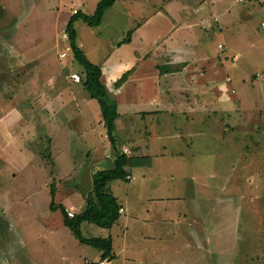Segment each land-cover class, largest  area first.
<instances>
[{"label":"rangeland","instance_id":"1","mask_svg":"<svg viewBox=\"0 0 264 264\" xmlns=\"http://www.w3.org/2000/svg\"><path fill=\"white\" fill-rule=\"evenodd\" d=\"M79 1L83 4L81 5ZM96 1L0 0V130H2L0 141H4L7 147L11 145L10 151L9 148L4 151L5 156L3 158L0 154V188L7 187L3 195L9 203L10 201L12 203L8 211L11 212L12 221L16 226L14 227L20 239L34 247L28 248V253L33 255L39 264H72L71 262L74 259L79 258L80 253H85L86 256H80L81 259H77L74 263L84 264L86 260L89 261L94 257L93 254L92 256L90 254L96 250L90 245L75 243L72 240L62 228L61 214L50 212L47 207L49 206L50 195H45L41 191L47 190L49 192L51 186H55V194L52 198L55 205L59 203L61 205L64 199L67 198L66 196L72 198L70 207L67 210L71 212L70 215L73 214L75 208L73 205L79 204L81 199L86 202L87 195L91 192V177L97 167L95 165L90 166L92 161L91 150L86 148L84 144L80 145L78 143L84 140L83 136H86L87 132L74 133L65 130L52 138L55 134L53 129L60 117L56 121L50 119L51 108L49 106L54 104V102L50 103L51 98L56 97L57 94L54 93L59 90L61 83H64V79L61 77L63 73L58 74L55 71L57 66L64 65L66 67L64 72L67 77L71 73H77L81 76V68L73 60L71 53H68L65 46L62 45V43H65L64 40L68 41V36L66 32L58 31L57 27L59 25L56 26L55 21L58 20L56 17L59 16L63 20H68L72 14L71 6L73 2H76L83 12L92 14L96 8ZM147 1H150L148 3L150 6H153L154 1L164 5L170 3L168 0H118L112 8L106 10L99 26L90 27L81 19H77L75 29L81 38L82 50L87 58L97 65L104 62L105 67L114 69V60L111 58L116 59V55L113 56L111 48L126 38L128 30L135 24L133 18H136V15L131 16L130 11H138L144 17L155 14L154 10H150L146 6L144 8L140 7V4ZM249 1H236L237 3H234L233 0H224L222 2L224 7L219 4L218 8H228L232 13L229 15H223L222 13L221 17L219 14V18L222 22L234 18L236 22L242 20V10ZM263 1H254V6H261L264 3ZM182 4L185 5V3ZM171 7L174 11L170 21L160 20L159 13L152 16V20H147L146 23H150L146 28L153 30V37L162 29H166L172 21L177 24L183 22L178 14L179 4L173 2ZM218 12H221V9ZM263 18L264 10L259 9L253 19L241 22L243 25L238 28L243 33L241 35L239 32L232 35V29L238 23L226 26L223 38L218 37L216 33H212L214 40L210 38V41L213 42L212 46L215 49L212 46L210 48L213 52L219 54L220 64L222 66L226 64L225 67L228 68V71L225 70L227 71L226 74L224 73L222 77L216 74L212 76V73L207 69L208 64L200 68L201 66L198 63L195 64L189 60L191 57H188V63H191L190 67L189 65L186 68L180 66L181 69L179 70L183 71L180 72L179 77L172 78L171 90L175 92L166 94L163 99L164 102L170 100L171 109L162 117L155 118L156 115L152 114L154 118L147 127L151 133L145 135L150 136L152 133H157L158 130H164L162 138L164 140L169 138L176 142L172 143L169 140L168 150L172 149V145H183L182 143L185 141L193 142L196 139L199 150L196 158L200 162L191 165L196 168L198 186L203 188V190H194L193 193L191 190H186L187 188L184 186L186 203L183 206L190 207L193 200L202 204L201 212L199 207L197 211L194 208H189L187 212L183 211L187 214L186 219L189 221L194 219L197 229L190 231L189 235L183 230L176 229L175 224L182 219L180 218L181 214H171L173 233L171 244L166 246L165 264H195L193 259L196 255L192 253L191 247L199 250V244L202 241L207 247V240L211 242L208 247L216 249L221 254L222 261L220 264H227V259L233 257V255L238 264H264V39H261L264 38V29L262 26L258 29L259 33L255 36L256 39L251 33L247 35V27H252L254 21ZM229 23H231V20ZM187 37L192 38L193 35L188 34ZM240 37L242 38L240 39ZM218 41H223L227 49L218 52L216 49ZM221 46H224V44L221 43ZM63 52H65L63 56L67 54L69 56L62 58L61 54ZM222 53L230 62L223 60L225 58L220 56ZM235 54L238 55V59H235ZM106 55L110 58L107 57L109 60H105V62L103 58ZM246 55H249L251 60ZM40 64H44L48 68H40ZM233 64H237V66ZM220 67L215 64L210 69L215 71ZM188 68L193 70L186 73ZM206 74H211V77ZM148 75L151 74L148 73ZM183 76L188 79L186 84ZM222 81L227 86L224 90L218 87L220 83H223ZM41 86L43 89H41ZM180 88L187 91V94L181 93L179 96L177 92H180ZM51 94L53 97H51ZM57 100L56 97L55 101ZM223 100L226 105H224ZM66 101L67 99H65L64 105L69 104ZM92 102V105L98 106L97 101L92 100ZM128 102H121L122 112L129 111V108L133 107V102H131L132 107L128 105ZM134 106L140 107V104L137 103ZM169 106L167 105V107ZM149 107L151 108V106ZM149 107L146 106L144 109ZM152 107L154 110L160 108L158 104H154ZM16 108L19 110L18 112ZM126 108L128 109L126 110ZM192 109L198 115L187 114L189 118H192L190 123L194 121V126L200 127L203 134L196 133L190 137L186 133L181 137L166 138V135L171 133L167 131L176 125H182V121L184 122L185 114H181V112L189 113V110L192 111ZM46 110L49 111L50 115L45 112ZM211 111H214L215 116H212ZM6 114H10L6 116V122L12 117L17 118L20 116L21 121L19 127L17 126L18 128L11 123L10 128L5 129L3 118ZM32 118H36L39 122H33V125L32 121L29 122ZM176 118L180 123L177 124L174 121ZM137 119V116L125 115L122 120H119L120 127L124 128V121L129 122H127L128 127L137 125V122L139 125L143 122V126L145 123L147 124V120L140 119L137 121ZM80 120L86 122L85 119L77 116L69 122V127L72 129L78 128L79 125L75 126V124L77 121L80 123ZM23 128L30 129L35 134H42L41 139L35 140L28 136L20 140ZM212 128L215 129L214 132L209 130ZM256 128H258V131ZM121 130L118 129L119 136L116 135L117 149L125 152L128 156L140 155L139 148L147 142L141 136L144 131L136 132L138 133L137 136L132 135L135 138L133 141L132 132L128 134V131L124 128L128 135H121ZM98 132L99 136L104 139L106 130L101 121H99ZM69 134H71L72 140L65 147L63 145L65 141H62ZM175 134L179 135L180 133L175 132ZM89 135L90 133L87 134V136ZM91 135L96 136V133L92 132ZM25 136L27 135L25 134ZM127 136L131 138H127ZM123 138L126 141L130 139L127 145L124 144ZM53 140L59 142H56V145L60 148L59 154L56 153L55 157H52ZM106 150V153L102 152L103 158L105 157L103 159L105 166L103 167H111L116 153L112 147H107ZM89 152L90 158L87 157ZM8 153L9 155H7ZM25 156L26 160L24 159ZM31 156H38L43 159V162L39 164L43 165L44 169L42 166L33 163ZM29 158L31 159L29 160ZM205 158L207 159L204 160ZM4 159L7 161L13 160L14 162L6 163ZM20 161H23L26 165L24 171L15 172L14 166L20 165ZM35 162L38 163L37 160ZM187 167L191 168L189 163ZM17 174L19 175L17 176ZM13 175L17 178H13ZM8 176V180L4 181ZM209 176H212L211 180L208 179ZM12 178L13 182L11 183L9 180ZM129 179L126 177V180ZM176 181L181 183L179 179L174 182ZM116 182L120 181L114 180L112 183L114 190H123L124 185L122 186V184ZM11 190L15 191L11 192ZM72 193L77 196L76 200L73 199ZM29 198L30 200H28ZM172 201L175 202L174 199ZM27 206L28 213L22 208H27ZM5 215L9 216V213L6 212ZM7 226L5 224L3 230L0 227V236L5 234ZM81 226L83 234L91 232L89 235L100 237L107 235L105 233L106 228L92 223L84 222ZM12 242L15 243V240ZM47 242L55 247V251L52 250L50 245L46 244ZM179 244L181 246L178 248ZM15 247L16 245L13 246V249ZM62 253L71 257L70 260L72 261H63ZM49 255L53 258L46 260ZM162 255L164 256L163 252L160 253L159 251L155 263L164 264L161 261ZM183 255L185 258H183ZM185 260L188 261L185 263ZM10 261L11 256L0 250V264H12ZM98 261L96 264H98Z\"/></svg>","mask_w":264,"mask_h":264},{"label":"crops","instance_id":"2","mask_svg":"<svg viewBox=\"0 0 264 264\" xmlns=\"http://www.w3.org/2000/svg\"><path fill=\"white\" fill-rule=\"evenodd\" d=\"M98 1L99 0L96 1V4ZM117 1L118 0H116L106 10L112 8ZM168 1L170 2L168 3V5H164L163 3H156L155 1L153 3V6H150L148 4L150 1L140 4V7L142 8L146 6L150 10H154L153 12L155 14L148 15L149 17L141 16L138 13V11H130V15L133 16L135 14L136 18H133L135 24L133 25V27H131L128 30L126 35V37L129 36V40L127 42L120 43L123 40L122 39L120 42L115 44L116 45L115 47L111 48V51H113V56L116 55V59L111 58L114 60L115 68L112 69L105 67L104 62L99 64L102 71L100 80L104 85V87L106 88V90L108 91V93L110 94V96L114 98L116 101L117 116H115L114 118V131H113L115 136V146H116V135L119 136L118 129L119 131L120 129H122L120 133L121 135H128L129 132H132L131 137L133 141L135 140L133 136L135 135L137 136L138 133L136 132L141 130L144 131L141 136L145 138L147 142H145V144H142V146L139 148V150L141 151L139 153L140 155H131V156L149 157L147 164H135L134 166H130L126 168L132 178H130L126 182L125 181L116 182L118 184H122V186L124 185L123 190H114V185L112 184L114 181H112L109 184V187L113 189L111 190V192L117 198V202L119 204V210H118L119 217L116 219V221L113 223V225L110 228L105 229L106 230L105 233L107 235L103 236V237L110 236L112 243V253H113L112 258L110 259H108V257L104 258L107 260V264H114V262L115 264H157L155 263V260L158 256L159 251L160 253L163 252L164 254V256L162 255L161 257V261H163L165 264L166 246H169V244H171V237L173 233L172 224H171L172 213L181 214L180 218L182 219L175 224L176 229L183 230L188 235L190 231L197 229L194 219L191 221L186 219L187 214L185 212L189 211V208H194L197 211L198 207L200 208V212H201L202 204L197 203L196 200H193L190 203L191 204L190 207L183 206V204L186 203L184 199V196H186V191L184 192V186H186L187 188L186 190H191L193 191V193L194 190H203V188H201L197 184L196 168L193 165H191L193 163L200 162L196 158V156L199 153L197 141L196 139L193 142L181 141L183 142L182 143L183 145H175V146L172 145V149L168 150L167 148H168L169 140L171 139L167 137H173V138H175L176 136L181 137L182 134L179 135L175 134V128L173 127L171 130L167 131V132H171L168 133V135L171 136L165 134L167 139L164 140L162 138L163 136L162 133L164 132V130L163 131L158 130L157 133L155 132L152 133V135L148 136L145 134H150L151 132L149 131V129H147V127L149 126L152 118H154L152 114L156 115L155 118H157L158 116L162 117L165 113H167L169 109H171L172 105L170 100L164 102L163 99L166 96V94H169L170 92H175L171 90L173 83L172 78L179 77L180 72L183 71V70H179L181 69L180 66H184L186 68L187 66L186 64L188 62L187 58L191 57L189 60L193 61L195 64L198 63L201 66L200 68H203L202 66L208 64L207 69L212 73V76L213 74H216L222 77L224 73L226 74L228 68L225 67L226 64H223V66L222 64H220L219 54L211 50L210 47L212 46L213 42L210 41V38L214 40L213 37L214 33H216L218 37L223 38L224 28L229 24L235 25L237 23L238 24L235 26V28L232 29V35L238 34V32L240 33V35L243 34L241 30H238L239 26L243 25L241 22L245 20L248 21L253 19L255 14L259 12V9L264 10V3L261 6H254V1L257 0H250V1L248 0L249 2L246 3L247 4L246 7L242 10V17H241L242 20L236 22L234 18V19H230L231 23H229L230 20L222 22L221 18H219V14L221 17L222 13L223 15L225 14L229 15L232 13V11L228 8H224V9L218 8L219 4L222 5V7H224V4H222L224 0H168ZM233 1L234 3H237L236 1L243 2L245 0H233ZM173 2H177L179 4L178 14L180 18L183 19V22L177 24L174 21H172V23H170L166 29H162L156 36L153 37L152 36L153 30L150 28H146L149 26L150 23V22L146 23L147 20L149 19L152 20L153 19L152 16H155L157 13H159V17H161L160 20L166 19L170 21L173 16L172 13L174 11L171 7ZM182 3H185V5L183 6ZM80 4L82 5L83 3L80 2ZM73 8L82 11V9L78 7V4L76 2L72 3L71 13L73 12L72 11ZM177 8L178 6L176 7V9ZM219 9H221V12H218ZM106 10L104 11V14ZM56 18H58V20L55 21L56 26L59 25V27H57L58 31L63 32L65 30V26L68 20H63L59 16ZM102 20L100 24L102 23ZM75 22L76 20L73 22L74 28H75ZM261 26L264 29V18L258 21H254L252 27H247V35L251 33L254 36V39H256L255 36H257V34L259 33L258 29ZM90 27H94V26H90ZM188 34H192L193 37L192 38L187 37ZM241 38L242 37H240V39ZM64 41L65 43L64 44L62 43V45L65 46L68 53L69 52L71 53V57L74 60L73 53L69 46V40L68 41L64 40ZM76 43L79 46V48L82 50L81 38L80 36H78L77 32H76ZM221 43L224 44V46H222L223 48L219 46L221 45ZM213 48L215 49V47ZM216 49L218 50V52H222L225 49H227V46L223 41H218L216 45ZM67 55L63 56L62 58H65ZM220 56L225 58L224 53L220 54ZM246 56H248V58L251 60V57L249 55ZM107 57L109 56L106 55L103 58V61L105 60L108 61L109 59ZM234 57L235 59H238L237 54H235ZM223 60L226 61L227 59L225 58ZM226 62H230V61L227 60ZM215 64L216 66H221V67L214 71L210 69V67ZM237 64H233V65L237 66ZM159 65L163 68V70H165L162 73H159V69H158ZM59 66L56 67L55 71H57L58 74L63 73L61 77L64 79V83L60 82L61 87L56 93H54L55 95L57 94L56 97L58 100L55 101L56 97L51 98L50 103L54 102V104H51L49 106L51 108L50 110L51 115L49 114L48 110L45 111L47 112L48 115H50L51 117L50 119H52L53 121H56V119L60 117L58 119V122L56 123L55 128L53 129L55 134L54 136H52V138L57 136L59 132L65 130L67 132H74V133L75 132L76 133L87 132V134L90 133L89 136H87V134L86 136H83L84 137L83 141H79V142L77 140L75 141H77L80 145L84 144L86 148L91 150L92 156L90 155L89 152V155L87 157L90 158L91 156L92 161L90 162V166L95 165V167H97L94 169L93 173L97 170L107 168V167H103L105 166V162L103 161L105 157L103 158L104 156L103 153L107 152L106 150L107 147H112V143L108 140L107 135H105V133H104L105 140L101 138L102 136H99V132H98L99 121L103 123V127L106 130L99 104L98 106L92 105L93 103L92 100L96 101V99L91 98L88 92L85 90L82 83V77H80V81H73L69 76L68 77L66 76L64 72V68L66 67L64 65L60 67ZM39 67L48 68L45 67L44 64H40ZM128 68H130V70L132 69V71L131 74L127 77V79L124 80L118 86L114 85L119 79L122 72L127 71ZM172 68H178V69L173 70ZM192 70L193 69L189 68L186 71V73ZM148 73H150L151 75H148ZM206 75L208 77H211V74H206ZM183 79H185V84H186L188 80L187 77L183 76ZM222 82L223 83H220L218 87L219 89L222 88L224 90L227 86L224 83V81ZM41 89H43L42 86ZM179 91L180 92H177L179 96L181 95V93L187 94V91L181 88ZM51 97H53V95ZM175 97L178 98L177 96ZM65 99H67L66 102H69L68 105L67 104L64 105ZM127 101H129L128 105L130 107H132L131 102H133L134 105L139 103L140 107H135L133 105L132 108H129L130 109L129 111L122 112V108L120 107V104L121 102L127 103ZM154 104H158L160 108L154 110L152 107V105ZM167 105L170 106L167 107ZM146 106L147 107L151 106V108L149 107L150 109L149 108L144 109ZM127 109L128 108H126V110ZM18 111L19 110H17V112ZM194 112L196 111L192 109V111L189 110V113L182 111L181 114L182 113H184L185 115L190 114L192 116L198 115V113H194ZM7 115L10 114H6L3 118L5 122L4 123L5 129L10 128L11 123L13 124V126L16 125L15 127L17 126L19 127V123L21 121L20 116H18L17 118L12 117L10 120L7 121L9 123H7L5 121ZM125 115L126 116L130 115L132 117L137 116L138 117L137 121H139L140 119L147 120V124L145 123L143 126V122L140 125L137 122V125L128 127L129 122L124 121L123 124L125 130L128 131L127 134L126 133L127 131H125L124 128L120 127L121 124L119 121L120 119L122 120L125 117ZM77 116L79 118L85 119L86 122H82V120H80L79 123V121H77L75 126L79 125L78 128L72 129L69 127V122L74 117ZM165 116H170V115H165ZM31 121L33 125H34L33 122L36 123L39 122V120H37L36 118L30 119L29 122L31 123ZM185 123L188 125L189 121H186ZM186 128L187 126L186 127L183 126V128H180V131L186 130ZM23 129L24 130L21 131L23 134H21L20 140L23 137H28V136L35 140L41 139L42 134H35L34 132L30 131V129H26V128ZM76 129H78L79 131H77ZM92 132H95L96 136H92L91 135ZM1 133L2 130H0V135ZM197 133L203 134V130L200 129L199 131H197ZM25 134L27 136H25ZM131 137L127 136V138H131ZM56 140L52 141V147H53L52 157H55L56 153L59 154L60 148L57 147L56 142L58 141ZM70 140H72L71 134H69L68 137L62 141V142L65 141L63 145L67 147L66 145H68ZM129 140L130 139H128V141ZM128 141H126L123 138L124 144L127 145ZM171 142L176 143L173 140H171ZM8 148L10 151L11 145L7 147L6 144H4V141L2 142L0 141V154L2 155L1 156L2 158L5 156L4 151L7 150ZM67 149L65 150V152L67 151ZM65 152L64 154H66ZM7 155H9V153ZM31 158H32L31 161L33 163L37 164V166H42V168L44 169L43 165L39 164L43 162V159H40L38 156H31ZM31 158H29V160ZM24 159L26 160V156ZM206 159L207 158H205L204 160ZM4 160H5L4 162L6 163L7 162L12 163L13 161V160L7 161L6 159ZM35 160H37L38 163L35 162ZM20 162H21L20 165L17 163L18 165L14 166L16 169L14 170L15 172L24 171L23 169L26 165H24L23 161ZM188 163H189V167L191 168L187 167ZM15 175H13L14 176L13 178H17L19 174H17V176ZM8 178L9 176L4 181H7ZM13 178L9 180L11 183L13 182ZM176 179L181 180V183L180 181L174 182ZM208 179L211 180L212 176H209ZM4 190H7V187L0 188V199H1L0 227L1 230H3L5 224L8 226H7V230L5 231V234H3V236H0V250L3 253L6 252V255L11 256L10 263L12 264H39L38 260L36 258L34 259L33 255H30L28 253V248H34V247H31L26 241L21 240L17 233V230L15 228L16 227L15 223H13L11 218V212L8 211L9 208H11L10 205H12V203L11 201L9 203V201H7L6 198L4 197L3 195ZM12 191L15 190H11V192ZM41 191L45 195L48 196L50 195V200H49L50 202H48L49 206H47L50 212H56V214H61L59 206H63L66 211L70 207L69 205L72 202L71 200L72 198L66 196L67 198L64 199V202H62L61 205L59 203L58 205H56L57 208L51 209L50 204L51 202L53 203L51 190H49V192L47 190H41ZM54 194H55V190H54ZM72 194H73L72 196L73 199L76 200L77 196L75 195V193ZM173 199L175 200V202L172 201ZM28 200H30V198ZM85 204L86 202H83V200L81 199V202L79 204L73 205L75 206V208L72 215L81 212L84 209ZM1 206H3V208H1ZM28 206L27 208L22 207L23 210L26 211L27 213H28ZM173 207H174V212H173ZM6 212L9 213V216L5 215ZM69 213L71 212H68V214ZM183 213L185 214L183 215ZM60 218H61L62 228L69 234L72 240L75 243L85 244L79 241L71 232V230L64 224L62 214ZM84 222L80 224V231L83 237H100V236L89 235L91 234V232H89L88 234H83L81 225L84 224ZM14 240L15 243L12 242ZM209 243L211 242L207 240L206 244L208 245L206 247L204 241H202L199 244L200 245L199 250L191 247L192 253L196 255V257L193 259L195 264H220V262L222 261L220 258L221 254L216 249L214 250L212 248H209L208 247ZM46 244L50 245L52 247V250L55 251V247L52 244L48 242ZM183 244L185 245L186 243ZM14 245H16L15 249H13ZM180 246L181 245L179 244L178 248ZM188 247L190 248V246ZM92 254L94 255V257L92 259H89V261L86 260L84 264L90 262L96 264L97 261L102 258L101 257L102 252L98 249L93 251V253H91L90 256H92ZM80 256L84 257L86 256V254L80 253L78 256L79 258H76L74 259L73 262H71L72 261L70 260L72 259L71 257L66 256L64 253H62L61 255L63 261L66 262L69 261L72 264H74L75 261H77V259H81ZM49 258H53V257L49 255L46 257V260H48ZM183 258H185L184 255ZM230 259H227L228 261L227 264H238L235 261L236 258L234 255ZM186 261L188 260H185L184 262L186 263Z\"/></svg>","mask_w":264,"mask_h":264},{"label":"trees","instance_id":"3","mask_svg":"<svg viewBox=\"0 0 264 264\" xmlns=\"http://www.w3.org/2000/svg\"><path fill=\"white\" fill-rule=\"evenodd\" d=\"M115 1L116 0H99L96 4L94 13L92 14H87L73 8L72 11L74 9L76 11L72 12L64 30L68 36L69 46L73 53L74 61L81 68L80 77H82L83 86L90 97L96 99L99 104L104 125L107 130L106 135L108 140L112 143V147L114 149V152L116 153V157L113 160V165L111 167L97 170L92 174V183L90 189L91 192L87 195L85 207L81 212L71 216L63 206H59V208L63 216L64 224L71 230V232L79 241L100 250L102 252L101 259H104L106 257L110 259L113 256L111 237H83L80 231V224L86 221L103 228H110L119 217V204L117 202V198L112 194L109 184L114 180L126 182V177L127 179L131 178V175L126 168L134 166L135 164H147L149 159L148 156H128V154L117 149V147L115 146V136L113 131L114 118L115 116H117L116 101L107 93L106 88L100 80L102 72L101 67L89 61L76 43V30L73 27V22L77 19H81L89 26L99 25L102 20L104 11ZM128 40L129 36L124 38L120 43L127 42ZM186 65L188 66L189 63L187 62ZM158 69L159 73L165 71L160 65L158 66ZM131 71L132 69L123 72L114 85H120L124 80L127 79ZM224 102L225 101L223 100V103ZM224 105H226V102ZM211 114L212 116H215L214 111H211ZM176 119L174 121H176L177 124L180 123L178 122L179 120ZM183 119L184 122L182 121V125L174 126L175 132H179L180 134H182V136L187 133L188 136L192 137L197 133V131L201 129L200 127L194 126V121L190 123L192 118H189L188 115H185ZM186 121H189L188 125L185 123ZM183 126H187L186 130L180 131V128H183ZM209 130L214 132L215 129L212 128ZM256 130L258 131V128H256ZM54 190V186H51L52 198L54 196ZM50 208L55 209L57 208V206L51 202ZM87 264L95 263L90 262Z\"/></svg>","mask_w":264,"mask_h":264},{"label":"built area","instance_id":"4","mask_svg":"<svg viewBox=\"0 0 264 264\" xmlns=\"http://www.w3.org/2000/svg\"><path fill=\"white\" fill-rule=\"evenodd\" d=\"M76 10L74 9L73 12H75ZM221 47V45H219ZM65 53L63 52L61 54V56H63ZM70 78L73 80V81H80V76L77 74V73H71L70 75ZM120 211H121V208H120ZM98 264H107V260L106 259H100L98 261Z\"/></svg>","mask_w":264,"mask_h":264}]
</instances>
